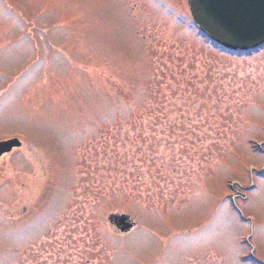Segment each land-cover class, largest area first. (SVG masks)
Wrapping results in <instances>:
<instances>
[{"label":"rangeland","instance_id":"1","mask_svg":"<svg viewBox=\"0 0 264 264\" xmlns=\"http://www.w3.org/2000/svg\"><path fill=\"white\" fill-rule=\"evenodd\" d=\"M11 138L0 264H264V46L221 53L186 0H0Z\"/></svg>","mask_w":264,"mask_h":264},{"label":"water","instance_id":"2","mask_svg":"<svg viewBox=\"0 0 264 264\" xmlns=\"http://www.w3.org/2000/svg\"><path fill=\"white\" fill-rule=\"evenodd\" d=\"M192 21L201 33L225 50L245 52L264 46V0H186ZM21 143L17 139L0 142V157ZM120 233H128L133 223L126 215L108 218Z\"/></svg>","mask_w":264,"mask_h":264}]
</instances>
